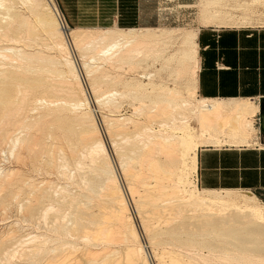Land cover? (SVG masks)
I'll return each instance as SVG.
<instances>
[{
    "label": "bare ground",
    "instance_id": "bare-ground-1",
    "mask_svg": "<svg viewBox=\"0 0 264 264\" xmlns=\"http://www.w3.org/2000/svg\"><path fill=\"white\" fill-rule=\"evenodd\" d=\"M253 2H254V0H253ZM19 3H23V6H24V4L27 5L26 7L29 10V14L31 16L33 15L32 19H30L29 16L27 17L26 15H24L23 12H21L23 10L20 11L17 8V5ZM27 8L26 9L22 8V9H25L27 11ZM55 8L53 5V0H0V43H1V40L7 41V42L9 41L10 43H12V41H15L14 43H17V42L18 43L21 42L22 44L25 43L27 47H31L33 44H40V45L44 44L46 46H49V47L53 46L54 48L59 49V52L62 55L63 54L68 55L67 50L69 49L68 48L69 45H70V47L72 46V48L73 47L78 48L79 51L80 50L85 51L88 48L93 47L94 49L97 50L98 55H100L104 58L106 57L107 60H109L108 63L113 62V63H115L116 66L118 65V67H119V65L121 66V65L127 64V65H130V68H133V70L137 69V67H138L137 64L140 61H142L143 59H145L149 54H151L152 53L151 51H153V49H155L157 51L156 60L163 59L166 62L163 50H164V48H166L169 45V42H168L169 35L167 33H159L156 28L155 29L154 28L122 29V28L116 27V28H107V29H104V28H77V29H69L68 30L66 28V26L62 27V25H61L63 22L62 17L60 14L57 13ZM244 8H246V7H244ZM246 9H248V8H246ZM248 16H249V14H245V18H248ZM65 31L68 32V37L66 36ZM164 31H166V30H164ZM161 32H163V31H161ZM198 32H199V30L190 32L189 35L187 36L186 40H185L186 43L189 41H195V47H196L197 66L195 67L196 69H194L193 75H192L194 77L193 81H194V86H195V88H194L195 92L193 93L194 95H197L196 77L194 75L197 74L196 70H198V56H197V43H196V40L198 37ZM25 44H23V45H25ZM12 46H13V44H12ZM44 48H45V46H44ZM22 49H20V46H19V51H17L16 49H15L16 51L10 50V49H9L10 51L9 50L7 51L6 48L0 47V57L3 56L1 58H3L6 61L10 60L12 62L13 60L18 61L21 57L22 60L20 59L19 60L20 62L19 61L18 62L19 63H21V61L23 62L22 67L24 69L23 70L22 68H20L23 70L22 72H19L18 70H10V69L6 70L7 72L5 71L6 74L4 77V81H3V83L1 82L2 83L1 84L2 94L0 95V137L2 139H4L6 142H11L10 140L14 139V138L10 137V136H12V133H10L11 132L10 129H11L12 124L14 123L13 117L17 113L22 114L24 112V110L28 107L29 98H30V96H32L33 93L37 94L40 92L41 94H43V96L45 98L46 97L49 98V100L61 98V95H63V94L60 95L58 89L60 87H67L68 82H69V81H67L65 72L60 67V65H62V62L60 61L59 55H58L59 57L53 56V55L48 56V55H44L42 53L43 51H41V53H40L38 50V52L32 53L29 51L28 52L22 51ZM50 49H52V48H50ZM28 50H31V49H28ZM49 51H51V50H49ZM143 54H145L144 58H142ZM81 55H84V53ZM13 56H15V57L17 56V58H19V59H17V58L12 59L11 57H13ZM89 57H88V59L86 57H83V56L81 57V58H83L82 60L87 59V60H90V62H91V64H89V63L87 64L86 62L84 63L85 68L88 70L87 73H92V74L94 73L97 75H99V74L101 75V73H104V72L100 73L98 71H105L106 72V70H101L104 68L97 66L95 64L96 58L94 56L92 58H89ZM104 58H102V60ZM62 59H63V57H62ZM63 60L66 61V64L68 65L70 72L73 73V75H74L76 70H77L74 63L68 57H66ZM99 60H100V58H99ZM105 60H103V61H105ZM167 61H170V60H167ZM97 62H98V60H97ZM113 63L110 65L112 66ZM1 64H3V63L1 62ZM5 64H7V62ZM8 64L10 65L11 63L9 62ZM34 64H37V65L34 66ZM105 64L106 63L104 62V66H105ZM8 67H6V68H8ZM18 67L19 66H17L16 68L19 69ZM122 67L123 66H121V68ZM115 68H117V67H115ZM2 69H5V67ZM0 71L2 72V70H0ZM1 72H0V74H1ZM134 72H136V71H134ZM2 73H4V72H2ZM137 73H138V70H137ZM189 73H190L189 55L185 52L182 60L179 62L177 74H178V76L181 77V76H187ZM139 74H140V72H139ZM3 76H4V74H3ZM147 76H149V75L145 74L144 72H143V75H141L142 79L147 77ZM89 77H91V75ZM100 77H103V74ZM107 77L108 76H106V78ZM113 77L114 76H112V78ZM150 77H152V76H150ZM150 77H147V78H150ZM75 78H76V80H78V76H76ZM95 78H97V77H94V80H95ZM68 79H71V78L69 77ZM103 79H105V78H103ZM119 79L121 80V77L118 76V80H112V81L115 83L116 82L119 83L120 82ZM95 82L97 84L96 80L94 82H92V84H94ZM115 83H113V84H115ZM69 84H71V83H69ZM79 87H80V85H79ZM83 87L81 88V90H83ZM91 87H93V85ZM93 89H96V88H92V90ZM97 89L99 90V86L97 87ZM100 91H101V88L99 91H96V92L94 91V92L95 93L98 92V94L99 93L103 94L102 93L103 91H101V92ZM188 91H190V90H188ZM78 93H80V91ZM13 94H15L17 96L15 98L16 101L13 99ZM168 94L171 96V98L169 100L157 101L153 107H146V105L143 106V104H142L143 107H138V108L136 107L137 108L136 110L137 111L139 110V112H141V109L143 111V108L150 109V110H147V113H146V115H147L146 120H148L147 122H149L151 124L157 123L158 126H160V128H162V129H160V130L157 129L158 131H155L154 129H152L153 127L152 128H149L147 126L143 127L141 124L137 123L138 124L137 126L138 127L142 126L141 129H143L142 134L140 133L141 131L139 132V134L142 136H145V138H142L140 136L137 137L138 135H136V138H133V137H135V134L132 135L130 132H128L129 135L130 134L132 135V137H129L127 134V131L125 130V128L127 126L124 128L119 126L124 131H122L121 128L118 130H116V128H115L116 131H113V132L111 131L109 133L110 137L113 141V147L116 150L117 156L121 160V161L120 160L119 161L121 162L124 174L126 175V178L130 181V182L128 181L129 186H128V189L126 190V193L123 190L122 186L120 185L119 178H118V176L114 170L115 167H113V163H112V160L108 154L107 148L105 146V142H104V140L100 134L99 128L97 127L95 121L92 120L93 126L87 125V126L92 127V128H89V127L86 128L85 127L86 122H88V121H86V118L88 119L89 116L86 118H85V116H81L80 118L79 117L78 118H67V117L65 118L64 116H61V115L52 116L51 120H49V121H44V120L38 121L36 123H33L32 125H29L27 127L28 129L25 128L26 130H30V131L27 133V135H25L24 138L22 137L23 138L22 140H20L21 139V137L19 136L20 134L18 135L19 136L18 140H16V139H15V141L12 140L15 144L20 145V146L24 147L25 149H27L29 153H30V151L33 153L35 152L38 156H42L43 154H46V153L49 154V160H47V161H49L48 163H50L51 168L49 167L48 170H51V169L53 171L55 170L54 172H57V169L62 170V171L58 170V173L53 172L54 176L56 174L60 175V172L62 173L64 171V169H62L64 167V165H62L63 163L59 164L62 167V168L61 167L59 168L58 161H57V158H58L57 156L60 154V152L62 153V151H63V153H62L63 157H61V158L65 159L66 160L65 162H68L70 165H73V167L78 165L80 162H82V163L90 162V164L92 163V166L91 165L85 166V164H83V165H78L80 167H77V168L81 169V166H82V167H87L89 170V171L87 170V174L84 177V180H86L87 183L84 181L83 183H85V184H81V183H79V184L87 185V186L90 185L91 194L93 195V193H97L101 197V201H98L100 203L96 202L97 199L95 201L97 204L102 205L101 209H99L97 207L98 211L100 210L99 212L97 211L98 212L97 215H95L94 212L92 213L91 207H90V205H88L89 202L85 204L86 207H80L79 206L80 203H78V201H76L72 198L74 195L72 197L71 196L67 197L69 199L71 197V199L69 200V199L64 197L65 195L63 196L61 193L58 194L57 191L53 190V189L56 190V188H60L61 190L63 189L64 192H65V190H67L69 192V190L71 189L70 186H72L73 189L74 188L76 189L77 185L75 186V184H77V182H76V181H78L77 178H80L78 175H76L78 177H75L76 180H73V182L75 181L74 182L75 184L72 183L74 185H70L69 189L64 188V186H63V188L56 186L57 185L56 182H58V181H56V182H53V181L59 179V177H57V176H56L57 178L55 177L56 179L51 180L52 182L49 180L47 182H45L46 180L44 179L45 180L44 183H46L47 185L52 184V183L54 184V188L50 189V190L54 191V193L55 192L57 193V194H55V196L61 195L62 196L61 198L63 199V201H61L60 198L57 197V199H58L57 201L59 203V205H58L59 208H57V209H59L58 212L54 211L55 209H53L54 208L53 206H52L53 212L49 211V213H48V210L49 209L51 210L50 207H49V209H46V210L43 209V211H47V214L44 212L47 221L49 220L48 218L50 215L55 217L56 213H58L56 218H53L52 216H50L52 219L57 220L55 222L57 224L55 226H53L54 231L56 230L55 234H57V233L60 234L62 232H63V234H65L64 232H67L66 235H68V233H70V234L75 233L77 235V233H78L77 231H82L87 236L82 234L86 237H83V236L80 237L79 235H77V237L83 238L82 241H84L85 238H87V240H85L87 242L84 241V243H83V242L76 240L79 238H73L74 235L72 237L74 240H76V242L75 243L73 242V243L79 244V242H80V244H79L80 246H82L81 245L82 243L83 244L88 243L89 242L88 238L89 239L93 238V240L99 241V243L100 242L105 243V244L110 245V246H112L113 244H116V246H117L118 245L117 243H127L129 245V243H130L129 241H132V240H134L133 244H137L136 247H132V248L130 246H127V247L125 246V248H123L125 250L122 252V254H120L121 256L119 255L120 257L117 256L118 258L115 256L120 253L119 250H118L119 253L113 252V250L117 249V248L115 249L116 246H113L114 249L112 250L111 254L109 253V248L107 251V248L100 247L103 250V252H102L103 254L101 255V253H99L98 251H95L94 253H96V254H95V256H93L94 254L93 255H90V253L88 254V250L91 251L92 247L86 246V245H88V244H86V245H84V247L85 246L87 248L90 247V249L87 250V256L89 255L88 259L87 260L85 259V261H83V260L79 261V263L85 262V264H151L149 259H148L149 257L144 255L143 245L141 243H139V235H140L138 232L139 230H137V228L135 227V225H134L135 223L133 224L130 221L131 217H130V207H129V202H128L129 198L136 204V208L140 214V217L142 218L141 221L143 222V225H144L143 227H144L145 231L149 234V235L147 234L148 237L150 236L149 237L150 238V246H151L150 248H152L153 253H154V257H155L158 264H249V257H244V256L241 257L239 255H236V252H242L245 254L246 253H249V254L250 253H255V254L257 253L260 256H264V245H261L258 242H256L255 237L253 235H251L254 233H258L262 230V226L260 225L261 223H259L258 221H260L262 219L264 220V210H263L264 207L262 208L258 203H256L257 200H255V197H249V196L240 197L237 195H233L232 194L233 192H228L229 194L227 193L226 196L213 195L212 193H219V192H215V191L214 192L209 191V193H211L210 195H208V194L197 195V193L200 192V190L196 186L197 191L195 193H193L192 195L188 196L189 199L186 200V197H184L185 194L183 195V190H182L183 188H182V181H181V179H182V176H181L182 172L181 171H182L184 163H185L186 151L188 149V146H190L192 144V142L186 140L188 138V136L185 139V136H183L184 137L183 138V137L175 134L176 130H179L180 128H183V127L186 128L187 130H189L191 128V124L193 123V121L197 118H200L203 130L207 129V126H210V127H208V129H213L215 131H217V130L220 131L221 129L222 130L228 129L234 134L232 139L235 140L236 144H246L247 140L249 139V121H248V117L250 115L249 113H251L252 115L255 113V112H253V110H251V108H253V105L248 101H244V102H240V103L236 104L233 109H229V107H227V105L220 103V102H217V101L200 100L198 108L196 109V108L192 107V103L189 102L183 96V94L180 91H178V89L177 90L171 89L168 91ZM191 95H192V93H189L188 97ZM194 95H192V96H194ZM75 96L76 95H74V97ZM117 96H118V98L119 97L121 98L122 96H124V94L120 95V93L118 94L117 92H116V94L114 92H107V93H104L101 97H98L97 100L100 102L101 98H105L106 99L105 104L108 105L107 107H109V105H112L113 109H114L115 106H119V105H117L118 102L116 101ZM125 96L127 97L128 95L126 94ZM83 97H85V96H83ZM80 98L81 97H79V99ZM85 98H88V97H85ZM123 98L124 97H122V99ZM9 99H10V101H8V103H6V100H9ZM67 101L68 102L64 101V105H61L58 107V109L60 110L61 113H63V111H70L73 108V106L77 107V106L83 105V104H80L75 99H69ZM9 102H11V103H9ZM45 102H47V101H45ZM56 103L60 104V101L58 100V102H56ZM51 105H53V104H51ZM89 106H90V104H89ZM249 108L251 110L250 112H249ZM136 110H134V112ZM229 112H231V115L225 116V114H229ZM26 114H28V113L26 112ZM53 114H55V113L53 112ZM87 114L88 113H86V116H87ZM17 117H19V116H17ZM49 117H51V116H49ZM49 117L47 119H49ZM89 119H93V118L90 117ZM113 119H114V117H113ZM129 119H131V118H129ZM112 120H110V121H112ZM123 120H127V119L118 118V120L116 119V120H114V122H116V124H119V122H121V121L124 122ZM123 124H125V123H123ZM110 125H111V127L113 126L112 123ZM110 125H108V126L110 127ZM120 125H122V124H120ZM144 125H146V123ZM17 126L18 125H16V127ZM19 126H21V125H19ZM122 126H124V125H122ZM25 129H24V131H25ZM33 129L34 130L37 129L38 132L42 131L48 137L52 136L53 139H57V138L61 139V140L65 139L66 145L63 146V145L59 144V146H57L58 144L57 145L55 144L56 146H53L52 148L50 147L51 149H49L48 146H47V148H45V146H43L45 144V142L42 141V139L40 137H38L35 133H33L34 132ZM13 132H16V131H13ZM173 132H175V133H173ZM120 133L122 134V137H125L123 135L127 134V136L125 137V140L122 139L123 143L126 142L125 145H122L120 140H118L119 138L116 140L113 139L114 134L121 137ZM13 134H15V133H13ZM240 134H241V136H240ZM45 135H44V137L46 140L47 136H45ZM21 136H23V134H21ZM139 138H141L142 140H138ZM53 139H52V141H54ZM239 139H241V140L239 141ZM46 141H48V140H46ZM117 141H119L121 144L118 143ZM46 143H48V142H46ZM49 143H51V141H49ZM202 144H203V142H202ZM215 144H217V143H215ZM17 145H12V149L11 150L9 149L10 150L9 152L11 153V155H16L17 156L16 158H18L20 160V158L23 159L25 157H23V154L20 151H18L17 148H19V147H17ZM13 146H16V147L13 148ZM5 148L8 149V147H5ZM82 151L86 152L88 154L89 158L91 159L90 161H84L83 162V159L85 160V158L87 156L86 157H84V155L81 156ZM33 153H32V155L35 154V153L34 154ZM36 154H35V156H37ZM47 154H46V157H47ZM126 156L128 157V160H125V159H127V158H125ZM28 157H30V156H28ZM43 157L44 156H42V158ZM82 157H83V159H82ZM42 158L39 157L37 159H39V161H40V159L42 160ZM34 159H36V158H34ZM58 159H59V163H60V158H58ZM81 159H82V161H81ZM19 160L17 163H19ZM27 161H29V160H27ZM195 161H196V159L194 158V161H193L194 164H195ZM20 162H23V161H20ZM41 162H44V161H41ZM61 162H62V160H61ZM68 163H66V164H68ZM82 163H80V164H82ZM42 164H45V163H41V165ZM134 165L140 166V168H142V170H144L148 176L147 175L146 176L141 175L143 172L139 174V172L136 170L134 172H133V170L130 171L131 167H134ZM88 166H91V167L89 168ZM41 167L42 166H40V168ZM47 167L48 166H46V171H48ZM73 167L68 169L69 166H67L65 169L66 170L65 174L68 175L66 173L67 170L72 171L73 169H77V168H73ZM37 168L39 170L38 166H37ZM55 168H57V169H55ZM4 169L0 168V204H1V202L2 203L8 202L4 199H8L7 197L10 194H12L13 191L15 192V190H13V188H15L16 182H18V181L15 180L16 176H14V174L19 175V172H20L19 170H18L19 172H16L17 171L16 169H15L16 170L15 172H11V171L3 172ZM83 169L84 168H82L81 170H83ZM7 170H10V169H7ZM42 170L43 169L41 168V170H39V171H42ZM1 171H2V173H1ZM44 171H45V169L43 170V172ZM77 171H78V169H77ZM23 172L24 171H22V173ZM49 172H51V171H49ZM49 172H47L46 174H48ZM70 172H68V173H70ZM74 172L76 173V171H74ZM74 172H71V176ZM84 172H85V169L81 173L85 174ZM135 172H137V174ZM42 173H40V174H42ZM78 173L79 172H77V174ZM65 174H61V175H63V177L61 175L60 176L62 178H64ZM52 176H53V174H52ZM71 176H70V178H71ZM20 177H21V180H20L21 184H23L22 182H24V180H25L24 186L26 185V187L27 186L29 187L30 183H28V185L26 184V182H28V181H26V179H24L25 177L24 178L22 176H20ZM67 177H65L63 179V180H66V182L61 181V180L59 182L61 184H63L62 182L68 183L67 181H69V180H67L68 179ZM46 178L48 179L47 175H46ZM72 178H71V180H72ZM50 179H52V178H50ZM152 179L154 180L153 186H152V183L148 182L149 180L153 181ZM20 181H19V183H20ZM41 182H43V181H41ZM48 182H49V184H48ZM33 183H35V182H33ZM44 183H43V185H44ZM139 183L144 185V196H142L140 194V191L138 190V188L142 187V185L140 187L136 186V184H139ZM21 184H19V185L22 186ZM41 184L37 183V185H39V186L36 188L39 189V188L45 187V186L40 187ZM32 185L34 186V184H32ZM24 186H23V188L20 187L22 192L24 190H27L26 187L24 189ZM66 186H68V184H66ZM49 187H50V185H49ZM31 188H34V187H31ZM82 188H84V187L77 188V189L80 191H82V190L86 191V188L85 189H82ZM20 189H19V191H20ZM44 189L41 190V191H43L42 194H38V193L33 194V193H31L32 191L30 192L32 194V196L36 195V197H37V199L33 198L34 200H32V202L35 200L36 201L38 200L40 203L38 202L37 204L43 205V208H44V205H51V204H49V203L48 204H41V201H44V200L47 201L46 198L53 199V196H54L52 191L48 190L49 192H52L51 193L52 195H51L50 193L46 192L47 189L45 191H44ZM73 189L70 191V195L79 193V192H77L78 190H75V189L73 190ZM30 190H32V189H30ZM57 190H59V189H57ZM19 191H17V193ZM72 191H73V193H71ZM74 191H76V192H74ZM85 191H83V193H88V191L87 192H85ZM36 192H38V191H36ZM68 192H67V194H68ZM64 194H66V193H64ZM18 195H19L18 198H20V193ZM92 195L88 194V196H86L87 200L90 199V196H92ZM127 195H128V198H127ZM78 196H80V195H78ZM9 198H11V196ZM18 198L14 197V199H18ZM66 199L69 201H67ZM82 199H83V197H82ZM3 200L6 202H4ZM10 200L8 203H10ZM55 200H56V197H55ZM93 200H95L94 197H92V200H89V201H93ZM15 201H17V200H15ZM52 201H54V200H52ZM83 201H84V199H83ZM32 202H29V203H32ZM10 204H12V203H10ZM10 204H7V206ZM23 204L28 205L26 207V212H24V214L22 211H19V210L18 211L13 210V211L22 213L21 216L25 215L27 217V219L29 218V219H31V221L33 219H36V218H34L36 215V211H38V213L41 212V211L37 210L36 203H35V205H29L28 202L26 204L25 203H23ZM52 204H53V202H52ZM2 206H1V208H2ZM4 207H6V206H4ZM12 207H14V206H12ZM12 207H9L10 210ZM38 207L40 208V206H38ZM14 208L15 209L17 208L16 205ZM22 208H24V207H22ZM92 208L95 209L96 206L92 207ZM20 210H22V209H20ZM95 210H97V209H95ZM1 211H3V210H1ZM7 211H9V210L7 209ZM73 211H75V212H73ZM50 212H52V213H50ZM12 213L13 212H11V214ZM53 213H55V215ZM4 214H5V211L3 212V218L6 217ZM7 214L9 215L10 212H6V215ZM11 214H10V216H12ZM15 214L17 215L18 213H15ZM39 214L41 215L43 213H39ZM1 215L2 214H0V216ZM10 216H8V217H10ZM15 216L13 215V217H15ZM25 216L22 218H25ZM8 217H6V218H8ZM40 218H44V215L42 217L40 216ZM40 218L38 217V219H40ZM38 219L33 220V221L36 222ZM8 220H9V218H8ZM162 220H163V225H162L163 227H160L161 224L159 225V223H161ZM17 221H19V220H17ZM71 221L73 222V227L68 228L67 222L71 223ZM5 222H9V221L6 220ZM21 222H22V219H21ZM35 222H33V223L30 222V223L34 225ZM42 222H43V220H42ZM45 222H46V220H45ZM3 223H4V221H3ZM157 223H158V225H156ZM53 224H54V220H53L52 225ZM262 224H263V222H262ZM5 226H7V227L9 226L8 230H10V228H11L10 226L13 227V224L11 225L9 223V224H6ZM15 226L18 227L17 225H15ZM70 226L71 225H69V227ZM17 229H18L17 230L18 233L21 234V232L19 231L20 228H17ZM22 230L24 232L25 229H21V231ZM48 230H49V232L52 233L51 227L48 228ZM48 230H47V233H49ZM10 231H7V234ZM14 231L17 232L16 229ZM0 232H1V230H0ZM3 232H2V234L0 233L1 236L3 234H5ZM10 233H9V237L5 236L2 238L0 236V238H1L0 239V257L2 258V256L5 255V252H7V258H8V260L9 259L12 260V263L18 261L17 263H19V264H24L25 262H27L28 264H32L33 262L34 263L37 262V264L38 263L41 264L40 262H43V261L48 262V260L45 261V259H47V257H49L50 253H52L53 257H54V255L56 257V254L62 251L61 250V251L56 252L57 249L62 248V247L66 248V246L64 247L65 244L64 245L63 244H61V245L55 244L56 246L58 245L59 248H58V246L57 247L55 246L53 248L49 247L52 243H49L50 238L47 239L45 237L46 234L42 235V236H44L47 240L46 239L43 241L40 240V243H37V244H36L37 241L35 240L37 238V235L34 236L35 238L34 237L33 238L35 240V245H32L34 243H32L33 238H31V236H28L31 239H29L28 237H27L28 239H23L25 237L23 234H21V236L23 235L22 239L24 241H27L26 243H23L22 242L23 240L20 239L21 237L20 238L16 237L14 235L15 233H13V231H12L13 234L12 233L10 234ZM18 233H16L17 236H19ZM27 233L25 232V235ZM242 233L250 235L251 238L244 237V234H242ZM30 234L32 235L33 233H30ZM11 236H13V237H11ZM42 236H40L41 238H38V240L42 239V238L44 239V237H42ZM46 236H49V235H46ZM54 236L59 237V235H57V236L54 235ZM60 236L63 237V235H60ZM69 237H70V235H69ZM69 237H67V238H69ZM163 238H165L167 241H171V242H174V243H177L178 245H180L183 248V250L185 251L184 254L183 253L178 254L175 252L169 253L166 251H161V253H159L160 251L158 250L159 251L158 252L156 250L158 247L156 248L155 246H157V245H160V246L163 245V247L166 246L164 244H159V243H163V241H165ZM63 239L65 240V237ZM159 239H160V241H159ZM15 240H18V241L15 242ZM30 240H32V241H30ZM57 240L60 241L59 239H57ZM68 240H70V238ZM28 242H30L32 244H30ZM135 242H137V243H135ZM18 243L19 244L23 243V244L29 245V246L19 247L20 245H18ZM48 243L50 244L49 246H48ZM54 243H56V242L53 241V244ZM68 243H66V245ZM73 243H71L70 245L73 246ZM164 243H166V241ZM90 244H91V246H94V244H92V243H90ZM15 245H17V246L14 247ZM30 245H32V246H30ZM97 245H98V242H97ZM101 245H103V244H101ZM52 246H54V245H52ZM118 246H120V245H118ZM77 247H79V246H77ZM98 247H94V248L97 249ZM74 249H76V246L74 247ZM80 249L81 248H79V250ZM161 249H162V247H161ZM175 249H178V248H175ZM63 250H65V249H63ZM162 250H165V249L163 248ZM205 250L208 251V253H209L208 256H205V254H204ZM104 251L106 253H104ZM169 251H171V250H169ZM53 252H55L56 254L54 253V255H53ZM81 253L82 252H80V255H83L84 251L82 254ZM113 253H115L116 255H112ZM61 254H57V255H59L60 257L64 255V253L62 255ZM219 254L226 255V256H228V258L230 257L231 258L230 262H228V261L226 262L225 260L224 261L220 260L218 257ZM70 256H72V255H70ZM90 256H91V258H90ZM55 257L53 258V260H51L49 262H55V263L58 262L59 260L54 261V259H56V258L59 259V257H56V258ZM83 257H85V256H82V258ZM69 258L71 259V257H69ZM4 259H6V257H4ZM60 259H63V258H60ZM66 259L67 258H65V261L67 262ZM1 260H3V259H1ZM6 260H3L2 262L6 261ZM8 260H7V262H8ZM61 261H62V263L65 264V262L63 260H61ZM69 262H71V264H73V263L76 264V261L73 262V260L69 261ZM27 263H25V264H27ZM79 263L77 262V264H79ZM7 264H9V263H7ZM14 264H16V263H14ZM51 264H53V263H51Z\"/></svg>",
    "mask_w": 264,
    "mask_h": 264
},
{
    "label": "rangeland",
    "instance_id": "rangeland-1",
    "mask_svg": "<svg viewBox=\"0 0 264 264\" xmlns=\"http://www.w3.org/2000/svg\"><path fill=\"white\" fill-rule=\"evenodd\" d=\"M257 1L254 0V2H253V0H160V5H159V9L160 10H159V13L162 14V17L164 18V21L160 22V24H158L157 26H152V27H155L159 33H167L169 35V39H168L169 45L166 48H164V50H163L164 51V55H165L166 62L163 59L156 60L157 51L155 49H153V51H151L152 53L150 52L151 54H149L145 59H143L142 61H140L137 64V66L139 68L136 66L137 67L136 70H133V68H130V65H127V64L126 65L125 64L124 65H121V66H123L122 68L119 65V67H120L119 68L118 65L116 66L115 63H113L111 61H110L111 63H108L109 60H107L106 57L104 58V57L98 55L97 50L94 49L93 47L92 48H88L89 50L87 49L85 51L84 50H82V51L80 50L79 51L78 48H75V47L72 48V46L70 47V45H69L68 46L69 49L67 50L68 55H66V54L65 55L63 54L62 55V54H60L59 49L54 48L53 46L52 47H49V46H46L44 44H42V45H40V44H33L31 46L32 47L31 48V47H27L25 43H23V44H25V45H23L21 42L20 43L17 42L18 43L17 44V43H14L15 41H12V43H10L9 41L7 42V41H4V40H1L0 47L1 48H6L7 51L9 49L10 50H14V51H16V50L19 51V46H20V49H22L24 47L22 49V51H27V52L29 51V52H32V53H36L39 50L40 53H41V51H43L42 53L44 55H48V56L49 55L50 56L53 55V56H57V57L60 56L59 58H60V61L62 62V65H60V67L65 72L67 81H69L68 82V85L69 86L67 85V87H60L58 89L59 94L60 95L63 94V95H61V98H56L54 100H49V98H47V97L45 98L43 96V94H41L40 92L37 93V94L36 93L35 94L33 93L32 96H30V98H29L28 107L24 110L25 113L24 112L22 114L21 113H17L13 117L14 123L12 124L11 129H10L11 130L10 133H12V136H10V137L11 138H14L12 140L15 141V139L18 140L19 139V136H20L21 137L20 140H22L25 137V135H27V133L30 131V130H26V129H28L27 127L29 125H32L33 123H36L38 121H43V120L44 121H49V120H51L52 116L61 115V116H64L65 118L66 117L67 118H78V117L80 118L81 116H85V118H86V117L89 116L88 119L86 118V121H88V122H86L85 127L88 128L89 126H87V125L93 126L92 125L93 124L92 120L95 121L97 127L99 128L100 134H101V136H102V138H103V140L105 142V146H106L107 151H108V154H109V156H110V158L112 160L113 167H115L114 170H115V172H116V174H117V176L119 178L120 185L122 186L123 190L126 193V190L128 189V186H129V182L130 181L126 178V175L124 174V171L122 169V165H121V162H120L121 160L117 156L116 150L113 147V141H112L109 133L111 131L113 132V131H116V130L120 129L121 127L124 128V127L127 126L125 128V130L127 131V134H128L129 137H132V135L135 134V137H133V138H136V135H138L137 137L140 136L142 138H145V136H142V135L139 134L140 131H141L140 133L142 134V130H143V129H141L142 126L143 127H146L147 126L149 128H152L153 127L152 129H154L155 131H158V130L162 129V128H160V126H158L157 123L151 124V123L147 122L148 120H146V118H147L146 113H147V110H150V109L143 108V111L141 109V112H139V110L137 111L136 109L138 107H143L145 105H146V107H153L154 104L157 101H166V100H169L171 98V96L168 94V91L171 90V89H176V90L178 89V91H180L183 94V96L189 102L192 103V107L197 109L198 108V105H199V102H200V98L197 95H194L193 94L195 92L194 91L195 86H194V81H193V78L194 77L192 76L193 75V71H194V69H196L195 67L197 66V61H196V47H195V41H189L187 43L185 42L187 36L189 35L190 32L197 31V30L200 29V27H205V26H223V27L264 26V0H257ZM92 3H93L92 0H53L54 8L56 7L55 9H56L57 13L60 14L61 17H62V21L63 22L61 21L62 22L61 25H62V27L66 26V28L68 30L69 29H77V28H101V27H98V25L96 23H93L91 21H86L85 20L86 19L85 18V15L86 14L79 15V17L75 14V13H77L79 11L80 12H86L87 10L90 9L89 7H91L93 5ZM26 6H27L26 4H24V6H23V3H19L17 5V8L20 11L23 10L21 12H23L24 15H26L27 17L29 16V18L32 19L33 18V15L31 16L29 14V10H28V8ZM244 7L248 8V9H246ZM22 8H25V9L27 8V11L25 9H22ZM245 14H249L248 18H245ZM104 29H107V28H104ZM164 30H166V31H164ZM161 31H163V32H161ZM65 33H66V36L68 37V32L65 31ZM12 44H13V46H12ZM44 46H45V48H44ZM50 48H52V49H50ZM28 49H31V50H28ZM49 50H51V51H49ZM185 52L189 55L190 73L187 76H181L180 77L177 74V69H178V66H179V62L182 60L183 55H184ZM83 53H84L85 56L84 55H81ZM65 56L68 57V58H70L71 61L76 66V69L77 70H76V72H75L74 75H73V73L70 72V70L68 68V65L66 64V61L63 60V59L66 58ZM80 56L81 57L82 56L83 57H86L87 59H88L89 56H90L89 58H92L94 56L96 58V63L95 64L97 66H100V67L104 68V69H101V70H106V72L105 71H98L100 73L101 72H104V73H101V75L98 72L97 73L99 75L94 74V73L93 74L92 73H87L88 70L85 68L84 63L86 62L87 64L88 63L91 64V62H90V60H87V59L82 60L83 58H81ZM1 57H3V56H1ZM1 57H0V60H1L0 61V67H1L0 70H2V72H4V73H2L0 71L1 74H2V75L0 74V92H1V89H2L1 84L4 81V77H5V74L7 72L6 70H9V69L10 70H18L19 72H22L24 70L23 67H22L23 66V62L21 61V63H19L20 62L19 60L21 59V57H20V59L17 58V56L16 57L13 56L14 58L11 57L12 59H16V58L19 59L18 60L19 62L17 60H13L12 62L10 60L6 61V60H4ZM62 57H63V59H62ZM144 57H145V54H143V57L142 58H144ZM99 58H100V60L102 62L99 60ZM102 58H104L103 60H105V59L106 60L103 61ZM97 60H98V62H97ZM167 60H170V61H167ZM1 62L3 64H1ZM6 62H7V64H5ZM9 62L11 63L10 65L8 64ZM104 62L106 63L105 66H104ZM112 63H113V65L111 66L110 64H112ZM15 64L17 66H19L18 67L19 69L16 68L17 66ZM35 65H37V64H34V66ZM114 66L117 67V68H115ZM4 67H5V69H2ZM6 67H8V68H6ZM20 68H22L23 70L20 69ZM137 70H138V73H137ZM134 71H136V72H134ZM139 72H140V74H139ZM143 72L145 74L149 75L147 77H150V76H152V77H150V78L145 77V78L142 79L141 75H143ZM3 74H4V76H3ZM102 74H103V77H100V76H102ZM90 75H91V77H89ZM92 75L94 77H97V78H95V80L97 81V84H96V82L94 84H92V82L95 81L94 80V77ZM76 76H78V80H76V78H75ZM106 76H108L107 77L108 79L106 78ZM112 76H114V77L112 78ZM118 76L121 77V80L119 79L120 82L119 83L113 82L112 80H118ZM194 76L196 77V75H194ZM69 77L71 79H68ZM103 78H105V79H103ZM112 82L115 83V84H113ZM69 83H71V84H69ZM79 85H80V87H79ZM92 85H93V87H91ZM97 85L99 86V90L101 88V91H103L102 92L103 94L104 93H107V92H114L115 94L117 92L118 94L120 93V95L121 94H124V96H122V97H124L123 99H122V97L121 98L119 97L120 98L119 99L118 98L119 95L116 97V101L119 103V104L117 103V105H119V106H115L114 109H113V106L112 105H109V107H107L108 105L105 104V101H106L105 98H101L100 99V102H99L97 99H98V97H101L103 94H101V93L98 94V92L95 93L96 91H99L97 89V87H98ZM81 86L82 87L84 86L83 87V90H81V88H82ZM92 88H96V89H93L92 90ZM188 90H190V91H188ZM79 91H80L81 94L78 93ZM125 93L128 95L127 97L125 96L126 95ZM189 93H192V95H194V96L191 95V96L188 97V94ZM1 94H2V92L0 93V95ZM74 95H76L77 97L76 96L74 97ZM83 96L88 97V98H85ZM16 97L17 96L15 94H13V99L14 100H15ZM79 97H81V98L83 97V98L82 99L81 98L79 99ZM69 99H75L76 101H78L80 104H83V105L77 106V107H74L73 106V108L70 111H63V113H61L60 110L58 109V107L61 106V105H64V101L68 102L67 100H69ZM58 100L60 101V104L59 103H56V102H58ZM8 101H10V99L9 100H6V103H8ZM45 101H47V102H45ZM9 103H11V102H9ZM51 104H53L54 106L51 105ZM89 104H90V106H89ZM142 104H143V106H142ZM134 110H136V111L134 112ZM26 112L28 114H26ZM53 112L55 114H53ZM86 113H88L87 116H86ZM20 115L21 116L23 115V116L21 117ZM17 116H19V117H17ZM49 116H51V117H49ZM48 117H49V119H47ZM90 117L93 118V119H89ZM113 117H114V119H113ZM117 117L120 118V119L125 118L127 120H123L124 122L121 121V122H119V124H116V122H114V120H116V119L118 120ZM129 118H131V119H129ZM110 120H112V121H110ZM193 122H194V123H192L193 125L191 124V127L192 128H190L189 130H187L186 128L183 127V128H180L179 130H176L175 131L176 133L173 132V133H175L178 136H181V137L185 136V139L188 136V138L186 140L192 142V144L190 146H188V149L186 151L185 163H184L183 169L181 171L182 172L181 173V176H182L181 181H182V188H183L182 190H183V195L185 194L184 197H186V200L189 199L188 196L192 195L193 193H195L197 191L196 190L195 183H194L195 182V178H194V174H193L194 173V166H193L194 165V162L193 161H194V156H195V153H196L197 148L200 145L208 144V143H206V141H207L206 140V137H210V138H212V137H222V139H226L227 138V133L225 131H222V132H219L218 133V132H215V131L210 130V129H204L203 130L202 127H201L200 121L198 122V120L195 119V121H193ZM111 123L113 124L112 127L110 125ZM123 123H125L126 125L123 124ZM137 123L141 124L142 126L139 125L140 127H138L137 126L138 125ZM145 123H146V125H144ZM120 124H122L124 126H122ZM16 125H18V126L21 125V126H19V127L17 126L16 127ZM108 125H110V127ZM119 126H121V127H119ZM89 128H92V127H89ZM115 128H116V130H115ZM122 128H121V130H122ZM24 129H25V131H24ZM13 131H16V132H13ZM33 131H34L33 133H35L38 137H40L42 139V141L45 142V144L43 145V146H45V148H47V146H48V148L51 149L53 146H56L57 144H58L57 146H59V144L60 145H63V146L66 145L65 144V139H63V140L58 139V138L57 139H53L52 136H49L48 137L42 131H39L38 132L37 129L36 130L33 129ZM122 131H124V130H122ZM128 132H130L132 135L131 134L129 135ZM13 133H15V134H13ZM121 133H120V136L122 137V134ZM21 134H23V136H21ZM127 134L126 135H123V136L126 137ZM44 135L47 136L46 137L47 138L46 140H48V141L45 140ZM121 137H119V136H117L115 134L113 135V139L114 140H116V139L119 138L118 140H120V142L122 143V145H125L126 142L124 141L125 143H123V140H122V139L125 140V137H122V138ZM52 139L54 141H52ZM12 140H10L11 142H6L4 139H2L0 137V149H1L0 150L1 151L0 152V168L1 169H4L5 168L3 172H5V171L6 172L7 171L15 172L16 170H17L16 172H19L20 171L19 172V175L14 174V176H16L15 177V180L18 181V182H16V185H15V188L16 189L13 188V190H15L16 193L12 190L13 193L11 192L12 194H10L7 197L8 199H4V200H6L8 202L11 199L10 200V203H12L13 205L10 204V203H8V202H6V201H4V200L3 201L6 202V203H2L1 202V204H0L1 206L4 204L2 206V208L0 206V214H2L0 216V230H1L0 233L2 234V232L4 231L3 233L6 234V235L3 234L2 236L0 235V236L2 238L5 237V236L6 237H9V233L10 232L12 233V231H13V233H15L14 235L16 237H18V238L21 237L20 239L23 238V235L25 237L23 239H28L29 238L28 236H31V238H33L34 236L37 235V238L35 239L37 241L36 244L37 243H40V240L43 241L46 238L47 239L50 238V240H49L50 242L49 243H52V244L50 245L48 243V246L50 245L49 247H51V248L55 247L56 246L55 244H59V245H61V244L64 245L65 244L64 247L66 246V248H63L62 247L63 245L61 246L62 248H59V246L57 245L59 249H57L56 252L62 250L61 252H59L57 254H61L63 252L64 253L63 256L60 257L55 252H53V255L55 253L56 254V257H59V259H58L54 255V257L56 258V259H54V261L59 260L58 262H56V263L55 262H49V261L53 260V258H54L52 256V253H50L49 254V257H47V259H45V261L48 260L49 263L43 261V262H40L41 264L42 263L43 264H46V263L47 264H51V263H53V264H57V263L58 264H60V263L61 264H64V263H62L61 260H63L65 262V264H71V262H69V261H72V260H73V262L76 261V264H77V262L79 263V261H82V260L85 261V259L86 260L88 259V256L89 255L87 256V250L90 249V247H92L91 248V251L88 250V254L90 253V255H93L94 254L93 256H95V254H96V253H94L95 251H98L102 255L103 254L102 253L103 250L100 247L107 248V251H108V248H109V253L111 254L112 250L114 249L113 246H116V244H113V245L111 244L112 246H110V245H107L105 243H101V242L99 243V241H95V240H93V238H90V239L88 238L89 242L83 244L84 241L87 240V238H85V240L82 241L83 238H80V237L81 236L86 237L87 235L85 233H83L82 231H77L78 232L77 235H79L80 237H77V235L75 233L74 234L68 233V235H66L67 232H64L65 234H63V232L60 233V234H58V233L55 234L56 233V230L54 231V229H53L54 227L53 226H55L57 224V223H55L57 220L56 219H52L50 217L52 215H50L49 218L47 217L49 219L47 221L46 216H45V213L47 214V211H43V209L46 210V209H49V207H50L51 210L49 209L48 210V213H49V211H52L53 212V209H55L54 211H57L58 212L59 209H57V208H59V206H58L59 203L57 201L58 200L57 197L60 198L61 201H63V199L61 198L62 197L61 195H59V196L56 195L55 196V194L61 193L63 196L65 195L64 196L65 198H67L69 196L72 197L74 195L72 198L74 200L78 201V203H80V205H79L80 207H86L85 204L89 202L88 205H90L91 210H92V213L94 212V214L97 215L98 212L100 211V210L98 211V208L101 209V206H102L100 204H97V203H100L98 201H101V197L97 193H93V195L91 194V192H90V185H88V186L87 185H81V184H85V183H83L84 181L87 183V181L84 180V177L87 174L88 168L81 166V169L82 168L85 169V172H84L85 174L81 173L82 171H84V169L81 170L80 168H77V167H80L78 165H83V164H85V166L86 165H91L92 166V163L90 164V162H87V163L80 162L82 164L79 163L78 165H76V166L73 167V165H70L68 162H65L66 161L65 159H62L61 158V157H63V154H62L63 151H62V153L60 152V154L57 156L58 158H60V163H59V159L57 158L58 166L60 168L61 165H59V164H62L63 163L62 165H64V167H65V168L64 167L63 168L61 167L62 169H64V171L62 173L60 172V175L61 174H65V171H66L65 169H66L67 166H69L68 169H70L72 167L78 169V171H77V169H73L72 171L71 170H69V171L67 170L66 173L68 175L69 174L70 175L69 176L66 175V174L64 175L65 177L68 176L67 177L68 178L67 180H69V181H67L68 183H65L66 180H63L65 177L62 178L63 175H61L62 177L60 175H58V174H56L54 176V173H58V170L62 171L61 169L55 168V169H57V172H54L55 170L53 171L52 169L51 170H48V168L50 167V163H48L49 161H47V160H49V154L46 153L47 154V157H46V154H43L42 156H44V157L42 158V156H38L34 152L37 155V156H35V154L33 152L30 151V153H29L27 149H25L24 147H22L20 145L15 144ZM58 140L59 141L61 140L60 141L61 143ZM138 140H142V139L139 138ZM49 141H51V143H49ZM46 142H48V143H46ZM117 142L120 143L119 141H117ZM202 142H203V144H202ZM12 145H17V147H19V148H17L18 151H20L23 154V157H25V158H23V159L20 158V160H19L18 158H16L17 157L16 155H11V153L9 151L12 149ZM5 147H8V149L5 148ZM14 147H16V146H13V148ZM32 153L34 155H32ZM85 153L86 152H83V151L81 152V156L82 155H84V157L87 156L85 158V160L82 157L83 162L84 161H90L91 159L89 158L88 154L87 153L85 154ZM28 156H30V157H28ZM39 157L42 158V160L40 159V161H39V159H37ZM34 158H36V159H34ZM125 158H127L125 160H128V157L127 156ZM82 159H81V161H82ZM18 160H19V163H17ZM27 160H29V161H27ZM61 160H62V162H61ZM20 161H23V162H20ZM41 161H44V162H41ZM41 163H45V164H42L41 165ZM66 163H68V164H66ZM45 165L48 166L47 167V170L48 171H46V166ZM37 166L39 167V170H41V168H42L43 170L45 169L46 172L45 171L43 172V170L42 171H39L38 168H37ZM40 166H42V167L40 168ZM91 166H88V167L90 168ZM7 169H10V170H7ZM21 170L24 171V172L22 173ZM132 170H133V172L135 170L138 171L139 174L143 172L141 175H145V176L147 175L145 173V171L142 170V168H140V166H138V165L137 166L134 165V167H131V170L130 171H132ZM49 171H51V172H49ZM70 171L71 172L76 171V173L74 172L72 174V176H71V172ZM47 172H49V173L46 174ZM68 172H70V173H68ZM77 172H79V173L77 174ZM1 173H2V171H1ZM40 173H42V174H40ZM135 173L137 174V172H135ZM52 174H53V176H52ZM46 175L48 176V179L46 178ZM76 175H78L80 177V178H77V180H78V181H76L77 184L74 183L75 181L73 182V180H76L75 177H78ZM20 176H22L23 178L25 177L24 179H26V181H28V182H26L27 185H28V183H30L29 184V187L28 186L26 187V185L24 186L25 180H24V182H22L23 184H21V181H20L21 180V177ZM56 176L59 177V179L54 180V179L57 178ZM70 176H71V178L74 176L72 178V180H71ZM28 177L30 179L31 178L32 179L30 180ZM49 177L52 178V179H50ZM48 180L49 181L54 180L53 182L58 181V182H56V184H57L56 186L57 187L63 188V186H64V188L69 189V186L70 185H74L75 184V186L76 185L78 186V187L76 186V189L74 188L75 190H78L77 188L84 187L82 189H85L86 188V191L85 190H82V191L78 190L77 192H79V193L71 194L70 195V191L73 189L72 186H70L71 189L69 190V192L67 190H65V192H64L63 189L61 190L60 188H56V190H55V189H53L54 188V184L53 183L52 184H49V182H48V184L50 185V187L52 186L51 188L49 187V185H47L46 183H44V181L47 182ZM60 180L61 181H65V182H62L64 185L59 182ZM19 181H20V183H19ZM41 181H43V182H41ZM33 182H35L36 184L33 183ZM148 182L152 183V186L154 185V180L153 181L149 180ZM18 183L21 184L22 186H20ZM31 183L34 184V186ZM37 183L38 184L39 183L40 184L42 183L40 185V187L41 186H45L44 187L45 189L43 187L42 188H39V189L36 188V187L39 186V185H37ZM43 183H44V185H43ZM72 183H74V184H72ZM79 183H81V184H79ZM66 184H68V186H66ZM141 185H142V187H140ZM16 186L19 189H20V187L23 188V186H24V189L26 187L27 190H24L23 189L24 191L22 192V190L20 189V191H19V189ZM136 186L137 187H140V188H138V190L140 191V194L142 196H144V185L139 183V184H136ZM31 187H34V188H31ZM30 189H32V190H30ZM42 189H44V191L47 189L46 192H48L50 194L53 192V195H54L53 196V199L46 198L47 201H45V200L44 201H41V204H48V203L51 204V205H44V208H43V205L37 204L39 202L38 200L37 201L36 200L33 201L34 203L32 202V200H34L33 198H36L37 199V197H36V195L35 196H32V194H31V193H33V194H37V193L38 194H42L43 193V191H41ZM50 189H53L54 191H57V193L56 192L54 193V191H52ZM57 189H59V190H57ZM48 190H50L52 192H49ZM17 191H19V192L17 193ZM36 191H38V192H36ZM83 191H85V192L88 191V193H83ZM63 192L66 193V194H64ZM67 192H68L69 195L67 194ZM74 192H76V191H74ZM19 193H20V198H18L19 197V195H18ZM71 193H73V191ZM227 193L228 192H219V193H212V194L213 195H219V196H226ZM88 194L89 195H92V196H90V199L87 200L86 196H88ZM206 194L210 195L211 193H209V192L207 193V192H204V191H200V192L197 193V195H206ZM232 194L233 195L240 196V197H246V196L255 197V200H257L256 203H258L262 208L264 207V195H262V196H259L258 195L257 196V195H253V194L247 193V192H233ZM78 195H80V196H78ZM10 196H11V198H9ZM14 197L15 198H18V199H14ZM55 197H56V200H55ZM71 197H70V199H71ZM82 197H83L84 201H83ZM92 197H94L95 200L89 201V200H92ZM127 198H128V195H127ZM67 199H69V198H67ZM96 199H97V201H96ZM15 200H17V201H15ZM52 200H54V201H52ZM69 200H67V201H69ZM27 202H28L29 205H35V203H36L37 210L41 211L39 213H43V214L40 215L38 213V211H36V215H35L34 218L38 219V217L40 218V216L42 217L43 215H44V218H40V219L37 220L38 222L37 221L35 222L33 220H36V219H33L31 221V219L28 218L29 219L28 220L25 215L21 216L22 213L16 212V211L19 210V211H22L23 214H24V212H26V207L28 206L26 204ZM29 202H32V203H29ZM52 202H53V204H52ZM128 202H129V207H130V217L132 218V219L130 218V221L133 224L135 223L134 224L135 227L137 228V230H139L138 231L139 234H140L139 235V243H141L143 245V247H144V255H146L147 257H149L148 259H149V261H150L151 264H158L157 261H156V259H155V257H154L153 250H152V248H150L151 247L150 246V238H149L150 236L148 237L149 234L145 231V229L143 227L144 225H143V222L141 221L142 218L140 217V214H139V212H138V210L136 208V204L130 198L128 199ZM23 203H25L26 205H24ZM7 204H10V205L7 206ZM14 204L16 205L17 208L18 207L19 208L18 209L17 208L15 209L14 208L15 207ZM4 206H6V207H4ZM12 206H14V207H12ZM38 206H40V208ZM95 206H96L95 209H97V210H95V209L92 208V207H95ZM9 207H12L11 210H10ZM22 207H24V208H22ZM7 209L9 211H7ZM20 209H22V210H20ZM1 210H3V211H1ZM13 210H16V211H13ZM263 210H264V208H263ZM4 211H5V214L4 215L6 217L10 216L11 212H13L11 214L12 216L8 217L9 220L6 217H4L5 219L3 218V212ZM6 212H10V214L9 215L8 214L6 215ZM52 212H50V213H52ZM73 212H75V211H73ZM15 213H18V214L16 215ZM53 214L55 215V213H53ZM57 214L58 213H56L55 217H53V216L52 217L53 218H56ZM13 215L14 216L16 215V216L13 217ZM24 216H25V218H22ZM21 219H22V222H21ZM2 220L4 221V223H3ZM6 220L9 221V222H5ZM17 220H19V221H17ZM42 220H43V222H42ZM45 220H46V222H45ZM53 220H54V224L52 225ZM261 221L263 222V224H262ZM30 222L31 223L35 222V224L33 225ZM258 222L261 223L260 225L262 226V230L260 232H258V233H254V234H251V235H253L255 237L256 242H258L261 245H264V227H263L264 226V220L262 219V220H260ZM5 223L6 224H9L10 223L11 225L13 224V227L10 226L11 227L10 228L11 231L8 230L9 226L8 227L5 226L6 225ZM68 223L69 222H67L68 228L73 227V222L72 221H71V223H69V224ZM160 224H161L160 227H163L162 226L163 225V220H162L161 223H159V225ZM15 225H17L18 227H16ZM69 225H71V226L69 227ZM156 225H158V223ZM50 227L52 228V233L49 232V230H48V228H50ZM17 228H20L19 231L21 232V234H23L22 236H21V234L18 233V231H17L18 229ZM13 229L14 230L16 229L17 232H15ZM21 229H25L24 232H23V230L21 231ZM47 230H48L49 233H47ZM7 231H10V232H8V234H7ZM25 232L26 233L28 232V233L25 235ZM16 233H18L19 236H17ZM30 233H33V234L31 235ZM45 234L46 235H49L50 237L49 236H46ZM82 234H84L86 236H84ZM242 234H244V233H242ZM39 235L40 236L45 235L46 238L44 236H42V237H44V239L42 238V239H39L38 240V238H41ZM54 235H56V236L59 235V237L58 236L55 237ZM60 235H63V237H61ZM69 235H70V237H69ZM73 235H74V237H73ZM13 236H11V237H13ZM64 237H65V240L66 241L63 239ZM67 237H69L71 241L68 240L69 238H67ZM72 237L73 238H79V239H76V240H78L80 242H83L81 244L82 246L79 245L80 242H79V244L78 243L74 244L76 242V240H74ZM244 237L251 238V236L248 235V234H244ZM31 238H29V239H31ZM34 238L32 239L33 241L30 240L34 244H32L30 242H28V243H30L32 245H35ZM57 239H59L60 241H58ZM163 239L166 241V243H164L165 241H163V243H159V244H164L166 246H164V247H163V245H161V246L160 245L155 246L156 248L158 247L156 250L157 251L159 250L160 251V252L158 251L159 253H161V251H166V252H169V253L170 252L171 253L172 252H175V253H178V254H182V253L184 254L185 251L183 250V248L180 245H178L177 243L171 242V241H167L165 238H163ZM18 240H15V242L18 241ZM53 241H55L56 243L53 244ZM133 241L134 240L129 241L130 242L129 245L127 243H117L120 246L117 245L115 247V249L116 248L117 249L116 250H113V252H115V253H119L120 252V253L117 254V255L115 253H113L112 255H116L115 257H117L120 254H122V252L125 250V249H123V248H125V246L126 247L127 246H130L131 248L132 247H136L137 244H133L134 243ZM159 241H160V239H159ZM22 242L23 243H26L27 241H24L23 240ZM68 242L69 243L70 242L71 243L74 242L73 243V246L74 247L76 246V249H74V247L72 245H70L71 243L69 244ZM85 242H87V241H85ZM97 242H98V245H97ZM23 243H21V244L18 243V245H20L19 247H21V246H24V247L29 246V245H25ZM66 243H68V244L66 245ZM90 243L94 244V246H91ZM135 243H137V242H135ZM86 244H88V245H86ZM101 244H103L104 246L101 245ZM32 245H30V246H32ZM52 245H54V246H52ZM84 245L90 246V247L87 248L85 246L86 247L85 248ZM16 246L17 245H15L14 247H16ZM77 246H79V247H77ZM94 247H98V248L96 249ZM161 247H162V249L164 248L165 250H162ZM79 248H81V249L79 250ZM175 248H178V249H175ZM63 249H65V250H63ZM118 250H119V252H118ZM169 250H171V251H169ZM79 251L82 252V253L84 251L83 255H80V252ZM104 253H106V252L104 251ZM204 254H205V256H208L209 253H208V251L205 250L204 251ZM70 255H72V256H70ZM236 255H239L241 257H243V256L244 257H249V264H259V263L260 264H264V256H260L257 253L256 254L255 253H250V254L249 253H246L245 254V253H242V252H236ZM82 256H85L86 258L83 257L84 258L83 259ZM4 257H6V259L8 260V258H7V252H5V255L2 256V258L1 257L0 258L3 259V260H6V259H4ZM69 257H71V259ZM218 257H219L220 260H222V261L225 260L226 262L227 261L230 262V260H231L230 257L228 258V256L223 255V254H219ZM60 258H63V259H60ZM65 258H67L66 259L67 262L65 261ZM90 258H91V256H90ZM1 259H0V262L2 264H7V263L11 264L12 263V260H10V259L8 260V262H7V260L4 261V262H2L3 260H1ZM17 262H13L12 264H14V263L19 264ZM25 263H27V262H25ZM32 264H37V262H35V263L33 262ZM73 264H75V263H73ZM79 264H85V262H80Z\"/></svg>",
    "mask_w": 264,
    "mask_h": 264
},
{
    "label": "crops",
    "instance_id": "crops-1",
    "mask_svg": "<svg viewBox=\"0 0 264 264\" xmlns=\"http://www.w3.org/2000/svg\"><path fill=\"white\" fill-rule=\"evenodd\" d=\"M92 1L89 10L75 14L78 17L86 14V21L96 23L101 28H155L152 26L164 21L159 13L160 0ZM196 43V90L200 100L217 101L229 109L248 101L253 105L251 110L255 113H249V139L246 144H236L232 139L234 134L228 129H210L218 133L225 131L227 138L206 137L208 144L197 148L193 173L195 186L204 192H247L262 196L264 26L200 27ZM251 110L249 108V112ZM230 115L231 112L225 114ZM196 120L201 124L200 118Z\"/></svg>",
    "mask_w": 264,
    "mask_h": 264
},
{
    "label": "water",
    "instance_id": "water-1",
    "mask_svg": "<svg viewBox=\"0 0 264 264\" xmlns=\"http://www.w3.org/2000/svg\"><path fill=\"white\" fill-rule=\"evenodd\" d=\"M261 129L264 132V114L261 116Z\"/></svg>",
    "mask_w": 264,
    "mask_h": 264
},
{
    "label": "built area",
    "instance_id": "built-area-1",
    "mask_svg": "<svg viewBox=\"0 0 264 264\" xmlns=\"http://www.w3.org/2000/svg\"><path fill=\"white\" fill-rule=\"evenodd\" d=\"M66 22V21H65Z\"/></svg>",
    "mask_w": 264,
    "mask_h": 264
}]
</instances>
